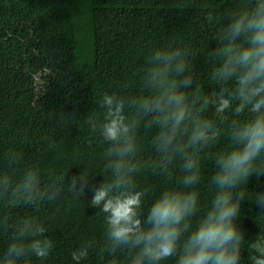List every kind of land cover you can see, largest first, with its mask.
Listing matches in <instances>:
<instances>
[{
  "label": "clouds",
  "instance_id": "obj_1",
  "mask_svg": "<svg viewBox=\"0 0 264 264\" xmlns=\"http://www.w3.org/2000/svg\"><path fill=\"white\" fill-rule=\"evenodd\" d=\"M205 18L209 23L216 19L212 12ZM214 42L209 58L215 88L210 94L187 74L190 50L173 41L146 58L141 94L105 92L99 101L102 114L87 116L90 131L108 144L105 171L100 173L105 178L90 201L105 214L101 256L123 253L127 264H161L168 259L175 264H241L247 245L250 264H264V235L246 241L238 223L245 199L264 210V193L250 198L245 190L250 177L264 176V0H240L239 7L226 14ZM141 129L155 130V158L148 162L141 155ZM222 137L227 138L226 147L213 152ZM205 156L214 163L209 181L214 194L201 214L197 186ZM7 160L11 168L20 157L9 153ZM178 161L182 175L176 186L162 191L145 215L142 204L150 189L137 190L136 175L149 169L171 178ZM65 177L49 176L45 184L38 168H28L19 179L0 172V201L5 208H39L55 201L63 185L81 198L89 178H95L83 171L70 182ZM0 233L10 239L0 264H32V258L42 264L53 249L46 227L34 217L13 223L4 215ZM95 247V242H83L72 259L80 264Z\"/></svg>",
  "mask_w": 264,
  "mask_h": 264
},
{
  "label": "trees",
  "instance_id": "obj_2",
  "mask_svg": "<svg viewBox=\"0 0 264 264\" xmlns=\"http://www.w3.org/2000/svg\"><path fill=\"white\" fill-rule=\"evenodd\" d=\"M240 0H0V172L16 179L28 168L40 169L43 182L49 176L66 175L65 181L82 171L93 177L81 198L62 186L59 197L39 208H5L0 217L11 222L34 217L47 229L53 249L42 264H77L72 252L83 242H95L80 264H127V257L99 253L104 243V213L90 204L93 191L105 178L103 153L108 147L85 120L100 115L102 95L107 92L135 96L142 92V69L154 49L175 41L190 50L187 74L205 94L215 85L210 80L214 63L209 58L225 16ZM212 12L213 23L205 16ZM128 84L127 88L122 85ZM213 110L207 113L212 116ZM102 118V116H101ZM155 134L140 130L141 155L145 162L155 158L151 139ZM222 137L212 149L223 150ZM20 160L9 168L7 155ZM213 160L201 158L200 212L209 207L214 194L209 181ZM182 173L179 161L171 178L143 169L135 177L137 190L150 189L143 204L146 215L152 202L165 189L175 187ZM79 187V185H78ZM251 198L264 193V176L249 178L245 189ZM264 211L254 200L241 204L238 223L246 241L264 235ZM10 243L0 233V256ZM245 245L241 264H250ZM32 264L41 261L32 258ZM161 264H175L174 259Z\"/></svg>",
  "mask_w": 264,
  "mask_h": 264
}]
</instances>
